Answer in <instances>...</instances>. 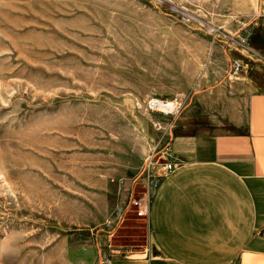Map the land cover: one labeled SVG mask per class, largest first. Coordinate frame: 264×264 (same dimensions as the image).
<instances>
[{
    "label": "rangeland",
    "instance_id": "obj_1",
    "mask_svg": "<svg viewBox=\"0 0 264 264\" xmlns=\"http://www.w3.org/2000/svg\"><path fill=\"white\" fill-rule=\"evenodd\" d=\"M263 20L264 0H0V264L140 247L146 158L241 123Z\"/></svg>",
    "mask_w": 264,
    "mask_h": 264
},
{
    "label": "crops",
    "instance_id": "obj_2",
    "mask_svg": "<svg viewBox=\"0 0 264 264\" xmlns=\"http://www.w3.org/2000/svg\"><path fill=\"white\" fill-rule=\"evenodd\" d=\"M258 33L264 52V20ZM260 87L246 94L234 130L171 137L167 161L174 168L149 191L144 243L106 264H264Z\"/></svg>",
    "mask_w": 264,
    "mask_h": 264
},
{
    "label": "built area",
    "instance_id": "obj_3",
    "mask_svg": "<svg viewBox=\"0 0 264 264\" xmlns=\"http://www.w3.org/2000/svg\"><path fill=\"white\" fill-rule=\"evenodd\" d=\"M235 67L238 68L239 63L235 64ZM149 108L151 110L166 109L169 113H171L177 109V104L160 100H151L149 102ZM153 158L154 157L151 156L147 157L145 160V162L149 160L147 171L145 172L146 189L139 198L131 200V204L136 208V214L138 217H145L147 214L149 191L157 187L160 178L168 174L174 168V165L171 162L164 160V158L158 157L156 161Z\"/></svg>",
    "mask_w": 264,
    "mask_h": 264
},
{
    "label": "bare ground",
    "instance_id": "obj_4",
    "mask_svg": "<svg viewBox=\"0 0 264 264\" xmlns=\"http://www.w3.org/2000/svg\"><path fill=\"white\" fill-rule=\"evenodd\" d=\"M253 77H251L252 78V82L255 84V85H258L259 83H260V80H259V78H256L254 75H252ZM258 81V82H257Z\"/></svg>",
    "mask_w": 264,
    "mask_h": 264
}]
</instances>
